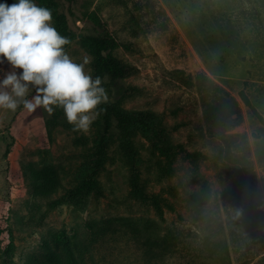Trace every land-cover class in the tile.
Here are the masks:
<instances>
[{"label": "rangeland", "instance_id": "obj_1", "mask_svg": "<svg viewBox=\"0 0 264 264\" xmlns=\"http://www.w3.org/2000/svg\"><path fill=\"white\" fill-rule=\"evenodd\" d=\"M57 1L77 33L90 29L79 19L82 12L102 5L101 15L110 30L133 44L132 49H118L115 54L135 67L136 74L114 83L106 77L109 86L104 99L124 109H152L169 125L179 124L175 140L188 151H201L206 159L195 163L178 155L171 177H162L155 167H143L145 190L174 208L165 209L159 216L152 207L130 198V168L113 132L108 160L98 178L102 194L92 195L84 211L68 205L49 208V201L76 185L82 154L94 145L99 134L98 115L92 106L99 94L91 66L93 54L78 38L69 43L52 64L46 88L39 90L35 78L38 64L29 47L47 46L51 23L40 16L35 0H1L0 207L9 200L14 251L6 258L3 242L7 238L0 237V264H51L45 257L43 242L58 230L74 236L73 253L78 264H222L219 254L159 258L126 239L89 248L84 263L77 248L89 246L88 224L117 217L152 221L160 235L174 227L194 232L197 229L190 199L204 182L211 191L204 211L207 217L217 216L221 193L232 186L236 176L215 161L213 147L200 136L203 104L199 94L183 81V76L197 71L204 72L238 100L243 123L229 132H245L249 137L264 203V125L241 100L244 94L264 117V0H157L170 21L166 32L145 27L149 22L147 0H74L70 9L63 0ZM127 87L139 91L129 95ZM55 104L67 107L62 123L48 131L45 120L52 116ZM134 142L143 159L151 156L150 142L140 132ZM10 165L19 175L12 191L7 180ZM30 165L57 168L61 186L54 194L47 198L35 196L27 177ZM249 249L250 254L254 253L252 247ZM259 256L258 252L255 260ZM231 258L236 264L235 257Z\"/></svg>", "mask_w": 264, "mask_h": 264}, {"label": "trees", "instance_id": "obj_2", "mask_svg": "<svg viewBox=\"0 0 264 264\" xmlns=\"http://www.w3.org/2000/svg\"><path fill=\"white\" fill-rule=\"evenodd\" d=\"M35 1L40 16L51 23L47 46L29 47L30 54L38 64L35 71L37 88L39 90L46 88L52 64L59 59L65 47L78 38L81 45L93 54L91 66L99 89L98 98L92 102L98 115V137L94 145L87 147L82 154L83 161L76 175V185L49 201L47 206L60 208L68 205L84 211L92 195L102 194L98 178L108 160L107 152L112 134L116 132L120 154L130 168V198L152 207L159 216L163 215L165 209L174 210L173 206L162 198L145 190L142 183L143 167L145 166L146 169L155 167L162 177H171L174 175L172 164L178 155H183L195 163L206 159V155L198 150L188 151L182 143L177 142L174 132L179 130L180 125H169L160 113L152 109H124L104 99L109 86L105 81L106 77L114 83L136 74L135 67L125 64L115 54L118 49H132L133 44L121 40L110 30L101 15L102 5L82 12L79 19L89 24L90 29L87 28L86 33H77L71 29L68 17L61 10L57 0ZM63 1L67 3L69 9L74 2V0ZM3 8L0 0V16ZM146 9L149 22L145 23V27L154 26L160 32L170 29L169 18L157 0H147ZM133 19L132 17L131 20ZM138 27H140L139 23ZM183 81L190 90L193 89L199 94L203 104L204 123L200 136L213 147L215 161L233 171L236 176L232 186L225 188L221 193L219 213L213 218L207 217L204 211L211 197L210 187L204 182L200 190L193 193L190 199L191 213L197 229L194 232L174 227L166 235H160L158 227L154 226L152 221L121 217L88 224L89 246L82 245L77 248L81 262L87 260L85 258L89 248L95 249L106 241L126 239L159 258L184 259L192 255L212 257L219 254L222 264H232V256L235 257L236 264H264V203L249 137L245 132H229L243 123L239 102L202 71L183 76ZM125 91L133 95L139 90L135 87H127ZM241 100L252 115L264 125V117L244 94H241ZM53 107L52 116L45 120L48 131L52 126L62 123L61 116L67 105L55 104ZM138 132L150 142L152 147L153 152L147 159H143L134 142V136ZM27 177L37 197L47 198L61 186L58 170L52 165L44 167L30 165ZM18 178L16 169L10 165L7 169L10 191L13 181ZM9 220V200H5L0 207V237L7 238V241L3 242V255L8 259L14 251ZM73 237L64 230H58L51 233L49 240H44L45 257L51 264H78L73 253V248L76 247ZM250 247L255 250L252 254ZM258 252L260 256L255 260Z\"/></svg>", "mask_w": 264, "mask_h": 264}]
</instances>
